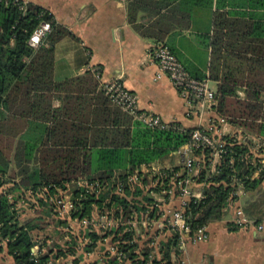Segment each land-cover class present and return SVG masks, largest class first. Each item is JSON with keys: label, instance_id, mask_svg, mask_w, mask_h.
<instances>
[{"label": "trees", "instance_id": "16d2710c", "mask_svg": "<svg viewBox=\"0 0 264 264\" xmlns=\"http://www.w3.org/2000/svg\"><path fill=\"white\" fill-rule=\"evenodd\" d=\"M258 2L260 10L264 0ZM21 6L22 0H0V253L6 252L14 264H57L56 260L69 257L77 263L93 252L97 254L95 264H165L172 253L182 256L179 232L166 222L157 239L160 259L154 254L150 257L154 250L150 243L159 236L158 230L151 227L137 234L127 222L143 218L146 210L151 211L149 216L156 213L142 185L132 184L130 189L126 181L137 168L153 162L162 168L142 179V184L150 186L151 179L158 178L153 191L167 189L176 173H181L179 178L188 177L192 188H201L202 197L184 208L190 234L221 220L241 192L249 195L241 206L246 217L255 225L264 221L262 150L259 147L256 152V143L247 138L264 142V15L258 10L253 14L251 0L128 3L133 28L158 40L167 33L166 20L188 27L197 9L211 11V30L201 38L210 49L207 78L216 83L214 110L242 128L246 139L224 136L214 170L209 166L210 150L194 152L201 163L195 175L173 162L174 152L188 141L186 133L150 130L133 123L100 90L91 70L56 81L55 45L65 36H74L48 10L29 2ZM139 12L156 16L155 22L149 26L137 23ZM43 21L50 30L43 43L32 48L27 40ZM80 178H86L89 185L97 181L99 186L94 190L78 186ZM118 182L124 184L122 193L116 192ZM70 184L75 199L71 216L105 214L125 224L92 232L84 229L81 237L70 234L65 247L41 238L39 234L49 223L37 215L38 206L51 204L54 209L53 199ZM30 198L35 202L30 203ZM26 204L34 207L32 215L25 214ZM228 229L239 228L228 223ZM83 236L90 241L83 242ZM108 245L121 257L112 254Z\"/></svg>", "mask_w": 264, "mask_h": 264}, {"label": "crops", "instance_id": "0c3cea01", "mask_svg": "<svg viewBox=\"0 0 264 264\" xmlns=\"http://www.w3.org/2000/svg\"><path fill=\"white\" fill-rule=\"evenodd\" d=\"M22 1L48 10L55 21L74 36H65L55 45L56 81L98 67L101 81L119 79L127 89L137 94L140 110L157 114L164 121L178 122L189 129L209 125L208 117L214 116L215 112L202 116H198L197 112L190 113L169 80L156 78L157 66L151 58L152 48L158 42H163L189 72L207 77L210 49L204 45L201 36L211 30L212 14L209 9H197L188 27H180L172 19L166 20L164 29H167V33L164 39L158 40L142 36L128 21L130 0ZM251 4L253 14L258 10L264 15V6L258 9L261 4L258 0H251ZM155 19L156 16L146 13L137 14V23L145 26L152 25ZM212 82L209 80V85ZM213 83L214 86L210 87L215 91L216 83ZM54 104L59 106L58 100ZM131 120L134 123L132 117ZM247 196L244 192L239 193V199L232 202L225 216L207 225L208 239L197 244H186L182 249L183 256L197 264H264V229H228L234 209L241 207L243 198ZM0 264H14V261L6 252H2Z\"/></svg>", "mask_w": 264, "mask_h": 264}, {"label": "built area", "instance_id": "2783aa9c", "mask_svg": "<svg viewBox=\"0 0 264 264\" xmlns=\"http://www.w3.org/2000/svg\"><path fill=\"white\" fill-rule=\"evenodd\" d=\"M26 3L27 2L22 1L21 8H24ZM49 30V23L45 21L41 22L27 40L28 45L35 49L38 48L43 43ZM151 58L157 66L156 78L160 79L165 77L169 80L181 98L185 101L190 113L197 112L198 116H202L204 114H209L210 112H215V91L210 87L209 79L207 77L200 79L191 75L185 65L171 51L169 46L163 42H158L152 48ZM90 70L99 79V88L111 103L130 114L134 122L138 123L140 126L150 130H172L177 131L178 133H186L188 135V141L174 152V157L177 158L174 165H181L182 170L188 174L195 175L198 173V169L201 168L200 159L194 155V152L197 150L208 149L211 151L209 166L214 170L215 165L223 152L225 145L223 140L224 136H231L235 139L242 140L246 139L242 128L233 125L228 117L220 116L216 113L214 116L209 115V125L207 127H195L190 128V130L178 122L164 121L157 114L140 110L138 107L137 94L127 89L119 79L101 81L100 69L98 67H92ZM247 138L252 139L256 143L255 151L258 152L260 146L257 140L251 136ZM262 163H264V159H262ZM162 166L163 165L159 162H153L147 166L137 168L126 178L128 185H130V189L132 188V184L137 183L142 185L143 189L146 190L145 192H147V196L152 198L151 205L157 208L156 213L152 216H149L151 211L146 210L143 218L140 219L135 217L132 220L128 219L127 222L131 224V227L137 234H141L143 229L145 230L151 227H154V230H158L159 236L157 235L155 240L150 243L151 246L154 247L153 253L150 257L154 254L157 255V258L159 259L161 258V253L158 252L159 244L157 243V239L162 234L165 222L169 227L179 232L178 245L181 249H183L188 243L197 244L208 239L207 226H202L197 232L190 234V227L184 216V208L187 204L191 200H198L202 197L201 188H192V182L188 177L182 179L179 178L181 173H176L175 176L170 179V184H168L169 187L162 191L152 190V188L158 187V178L151 179L150 186L142 184L144 174L152 175L158 172ZM165 167L171 168L168 163H166ZM256 174L257 172L255 175ZM77 185L94 190L99 186V183L94 181L89 185L86 178H80L77 181ZM123 186L124 184L122 182H118L116 192L122 193ZM231 204L232 202H230L228 208ZM70 205V210L72 212L74 209L73 202ZM80 223L82 231L85 229L88 232L125 224V222L120 223L118 220L112 219L105 214L99 215L97 213L93 214L91 218H80ZM231 224L238 228L254 227L259 231L264 229V221L255 225L252 220L246 217L241 207H236L234 209ZM131 227L127 230H131ZM81 240L85 243L90 241L87 236H83ZM105 240L106 239H103V241ZM107 249L112 254L115 252L117 253L116 248L113 245H108ZM36 251L37 248L34 247L32 252L35 254ZM93 253H88L87 256H90ZM117 254L120 258L121 253L118 252ZM56 263L58 264L57 260ZM165 264L197 263L190 262L183 256V254L182 256H178L176 253H172L170 262Z\"/></svg>", "mask_w": 264, "mask_h": 264}, {"label": "rangeland", "instance_id": "374dc122", "mask_svg": "<svg viewBox=\"0 0 264 264\" xmlns=\"http://www.w3.org/2000/svg\"><path fill=\"white\" fill-rule=\"evenodd\" d=\"M25 62V59L23 60ZM214 86L212 82L210 84ZM260 146V156L264 159V142L259 144ZM176 157L173 158V162L176 161ZM66 190L63 192L60 191L58 197L56 196L53 199L54 209L51 208V204H47L44 206H38V211H36L37 215H42L44 218V222H48L49 224L45 228V230L39 234L41 238L48 237V243H56L61 246H66L70 242V234H74L75 236H82V226L80 223V218L76 216H71L70 204H72L74 199V186L70 184ZM73 192V193H72ZM30 203L35 202L34 198H30ZM30 204H26V215L33 214V208H29ZM37 208V207H36ZM63 220V223L56 224V220ZM71 231L72 233H69ZM258 235H261L258 233ZM97 255L94 252L92 255L88 257H84L77 263H74L72 257L68 259H58V264H95ZM99 264H102L101 262Z\"/></svg>", "mask_w": 264, "mask_h": 264}]
</instances>
